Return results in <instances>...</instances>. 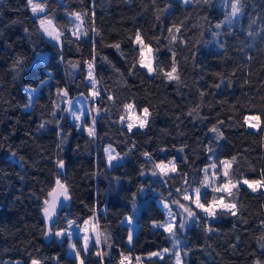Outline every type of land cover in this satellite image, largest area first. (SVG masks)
<instances>
[{"label":"trees","instance_id":"trees-1","mask_svg":"<svg viewBox=\"0 0 264 264\" xmlns=\"http://www.w3.org/2000/svg\"><path fill=\"white\" fill-rule=\"evenodd\" d=\"M232 1L37 0L33 3L45 11L33 16L27 0H0L1 263L31 264L35 258L41 264H77L66 254L67 237L46 234L43 201L59 178L71 198L58 207L53 232L66 226L67 217L79 226L91 219L102 234L101 244L92 242L87 255L80 240H73L85 264H119L120 253L131 264H138L137 258L139 264H173L176 249L169 234L151 225L164 219L158 201L172 209V200L183 201L176 189L189 187L185 179L207 193L206 202L223 197L236 203L237 215L217 210L211 220H192L178 233L183 264H264V188L254 193L239 187L231 196L212 191L226 182L219 164L212 186L203 185L206 166L233 157V183L264 179V0H239L237 19L229 16ZM74 13L87 33L79 39L71 33ZM40 19L52 20L62 49L42 34ZM137 31L153 49L151 75L139 67ZM40 53L43 61L37 60ZM173 62L178 80L164 75ZM89 63L99 92L94 138L67 119L61 102L66 97L59 94L88 95ZM42 80L48 83L42 86ZM26 87L38 88L28 110ZM127 103L137 112L149 108L144 129L129 133L122 125ZM247 115L261 118L257 131L247 130ZM213 127L223 136L217 139ZM105 145L122 157L110 169ZM145 152L152 161L146 162ZM173 158L176 173L150 174L154 163ZM59 160L65 162L62 169ZM128 216L137 226L130 246L122 222ZM154 252L165 254L150 257Z\"/></svg>","mask_w":264,"mask_h":264},{"label":"snow or ice","instance_id":"snow-or-ice-1","mask_svg":"<svg viewBox=\"0 0 264 264\" xmlns=\"http://www.w3.org/2000/svg\"><path fill=\"white\" fill-rule=\"evenodd\" d=\"M183 3L187 4L190 2V0H182ZM27 3L31 6V12L35 15L38 11L43 13L45 11L44 5L41 3H33V0H27ZM242 5L239 4V0H237L236 3H231V9H232V16H235L237 13H239L241 11ZM75 18L76 20H80V14L76 13L75 14ZM40 23V28L42 29L43 33L53 42H55V45L59 48H63V42L61 40V33L57 30V28L53 27V22L52 20H45V19H40L39 21ZM216 27H220L219 24L216 25ZM172 29H169V32H171ZM177 32H179V28L176 29ZM74 35H76V33H73ZM82 35H87L86 32L82 33ZM80 36L77 35V39H79ZM176 37L172 36V40H175ZM133 44L137 46V51L139 53V65L141 68H144L147 70L148 74H152L155 69L153 68V49L145 43L144 39L141 36V33L139 31H137L135 33V39L133 40ZM114 47H116L117 49L120 48L119 44L114 45ZM61 59L62 57V52H61ZM45 58L40 55L37 57V60L39 61H43ZM18 65H20L21 69L23 67L22 65V61H18L17 62ZM93 69H94V65L92 63L88 64V73H87V77L88 80L91 83V87L94 91H92V96H97L99 95L98 90L96 89V84L97 81L95 79L94 73H93ZM177 73V67L175 62H173L172 66H171V70L168 72H165L164 75L167 77L168 80H178L179 77L178 75H176ZM47 75L49 76V78L51 77L50 73H47ZM48 83L47 80H42L41 81V85H46ZM217 87H219V85H217ZM28 94H29V99L31 101L32 97V93L36 92L37 89L36 88H31L29 87L27 89ZM59 94H61L63 97H67L68 96V92L66 90H59ZM109 100H111V96L108 97ZM68 111H71L72 116L75 120L79 121L81 119V115H84V110L81 109H75L74 106L69 102L68 104ZM124 110L126 112V116L125 115H121L120 116V121L122 122V124L126 121V128L127 131L129 133L133 132V129H144L146 127V125L148 124V120H149V108L148 107H144L142 110V115H137L136 114V107L131 104V103H127L124 104ZM92 111V109H88V113L90 114ZM77 112H80L81 115H77ZM260 117L256 116V115H251V116H247L245 117V122L248 124V127L250 128H255V129H259L260 128ZM95 118H93L92 120V126L89 127L87 125H83V130L87 131L89 137H93L95 136ZM41 127H43V125H41ZM77 128H80L81 125H77ZM211 132L213 133H217V139H219L220 137L223 136V133L219 131L218 128L213 127L210 129ZM209 153H211L210 158H212V156L215 155L213 149L211 147L208 148ZM105 152L108 153V164L109 166H114L112 164L113 161H117L119 162L120 159H122V157H120L119 153H116L115 155L111 154L110 149L106 148ZM14 155V154H13ZM144 157L146 158V162H150L152 161V157L151 154L148 152L143 153ZM167 159V158H165ZM235 160V157L232 158V160H219L218 163L216 161H213V163L210 165V167L214 170H217L216 172H213V179H215L216 175L219 172V168H218V164L219 166H222V173H223V177L225 178L226 182L220 184L219 186L216 187H212V191L214 192H223V193H228L229 196L232 195V190L233 189H238L241 186H247L248 189H251L252 192H257L258 190L264 188V179H248V178H243L242 180H238L236 183H233L232 179H230V169L232 167V163ZM65 166V162L63 160H59L58 161V167L59 168H64ZM158 170V172H157ZM177 172V164L175 162V158H173L172 160H168L167 163H165L164 160H160L158 163H154L153 165V170L151 171V175L152 176H157L158 174L161 176H169L170 173H176ZM205 172V176H204V181H203V185L205 187H211V185L208 183L209 182V176H208V167L206 166L204 169ZM148 173L142 171L141 175H146ZM187 175V174H185ZM185 183L189 185L188 188H177L176 191L177 193L182 195V200L183 201H189L191 202V204H193L195 206V209H199L201 210L203 213L206 214L207 217L209 218H215L217 215V209H221L222 211H225L227 213H229L232 216H236L237 215V204L234 202H229L226 203L224 202V198L220 197L219 200L217 199H213L211 202H206V196L207 193H203L201 192V188L200 187H196V188H191V184L187 181V179H185ZM55 187L52 188L50 191H48L47 193V198L44 199L43 201V208H42V212H43V216L45 219V223L47 225V235H54L58 238H65L67 237L68 240L70 241V248L75 252V256L76 259L79 261V264H85L84 259L81 258L80 255V250L77 249L76 243H72L71 241L73 240V238L79 233V232H83L84 235L82 237V249L85 253V255L88 254L89 251V244H90V236L88 235L89 233V228L87 227V225H89L90 221L88 219H85L83 221V224L85 225V227L80 228L79 225L77 224V221L71 218H67L65 220V227H60L58 229H56L53 232V228H55V225L57 223V217H58V213H57V209L59 208H63L65 205V202H67L68 200H70V194H69V189L68 187L65 186L64 183L61 182V180L58 178L55 181ZM191 189V190H189ZM146 189L144 187L140 188V192H144ZM264 194V193H262ZM171 195V192H170ZM61 198H63L61 200ZM133 199H135V194L133 195ZM172 204H176L180 209H183V211L185 213H187V217L191 218L193 220H197L200 217L197 216V213L190 207V206H186L184 203L180 202V200H172L171 201ZM163 207L165 209L169 210V221L166 224H156L155 222L153 223V227H163L164 231L168 232V233H173L174 229L179 228L180 230H183L186 227L187 224V220H181V222L177 225L175 220L176 217L175 215H173L171 213V208H170V204L168 202H165L163 204ZM127 223L131 224L133 222V219L131 216H128L125 218ZM93 230L95 231V228L93 227ZM211 230V229H209ZM101 233L100 232H96V236H95V240H94V246H99L101 244ZM132 231L131 229L129 230V235H128V240L129 242L132 241ZM165 252H167L168 250L165 249ZM96 256L100 257L103 255V253L101 251H97L95 253ZM151 255L153 256H157L159 255V253H152ZM177 260L179 261V254H177ZM138 264H139V258H137ZM31 264H41V261L39 259H35L33 258L31 260ZM120 264H131V260L129 256H124L123 254L121 255V259H120ZM259 264V262H258Z\"/></svg>","mask_w":264,"mask_h":264},{"label":"rangeland","instance_id":"rangeland-1","mask_svg":"<svg viewBox=\"0 0 264 264\" xmlns=\"http://www.w3.org/2000/svg\"><path fill=\"white\" fill-rule=\"evenodd\" d=\"M182 4H185V3H183L182 2V0H179ZM237 1L236 0H234V1H232L231 3H236ZM29 8H30V12H31V6L29 5ZM229 10H228V12H229V16L231 17V19H237L238 18V16H239V14H240V12L239 13H237L235 16H232V9H231V4L229 5V8H228ZM31 14L33 15V16H38V15H40L41 14V12H37L35 15L31 12ZM71 19L73 20V24H72V27H71V33H72V35H73V37L74 38H77V35H79L80 37L81 36H83L82 35V33H84L85 31H84V28H83V25H82V20L80 19V20H76V18H75V13L74 14H72L71 15ZM39 26H40V24H39ZM40 30H41V32H42V34L45 36V38L49 41V42H51L52 44H55V42H53V41H51L44 33H43V31H42V29L40 28ZM73 33H76V35H74ZM40 55H42L43 57H45V55L44 54H42V53H40V54H38V56H40ZM37 56V57H38ZM139 67H140V65H139ZM141 68V67H140ZM142 70H144L145 72H146V74H148L147 73V70L146 69H144V68H141ZM87 73H88V65L86 66V82L88 83V85L90 86V90H89V92H88V95L87 96H83V95H78V96H75V97H73V98H63L62 100H61V102H62V105H63V111H64V114L66 115V117H67V119L71 122V123H73L75 126H77V125H81V127L79 128V129H81L87 136H89L88 135V133H87V131H85V130H83V125H87V126H89V127H91L92 126V120H93V118H95L96 119V116H97V110H96V108H95V105H94V102H95V99L98 97V95L97 96H92V91H94L93 89H92V87H91V83H90V81L88 80V77H87ZM148 75H151V74H148ZM29 87H26L25 89H24V93H25V95H26V99H27V102H26V106H25V109L26 110H28L29 109V107H30V105H31V103H32V101H33V99H34V97L37 95V93H38V88H36L37 89V91L36 92H34V93H32V99H31V101H30V99H29V94H28V91H27V89H28ZM95 90H98V88H97V85H96V89ZM69 102L74 106V108L75 109H83L84 110V115H81V113L80 112H77V115H81V119L79 120V121H77V120H75L74 118H73V116H72V113H71V111H68L67 110V108H68V104H69ZM88 109H92V111H91V113L89 114L88 113ZM143 110V109H142ZM142 110H140V112H137L136 111V114L137 115H142ZM127 114H125V116H126ZM247 116H251V115H247ZM247 116H245V117H247ZM244 123H245V126H246V128H247V130H250V131H253V132H255V131H257L258 129H255V128H250V127H248V124L245 122V118H244ZM122 125H124L125 126V129L127 130V128H126V121L122 124ZM94 127H95V125H94ZM134 130H142V129H133V131ZM91 138H94V136L93 137H91ZM106 148H108V149H110V151H111V154H113V155H115L116 154V152L114 151V149L111 147V146H109V145H105L104 147H103V153H104V157H105V163H106V167L108 168V169H110V168H112L113 166H109V164H108V160H107V157H108V153H106L105 152V149ZM121 157V156H120ZM122 162V159H120L119 160V162H117V161H113L112 162V164L115 166V165H117V164H120ZM167 163V162H166ZM157 172H158V170H157ZM213 172H214V169H212V168H209V170H208V176H209V184L212 186V184H213V182H214V179H213ZM171 174H173V173H170L169 175H171ZM158 177H160V178H163V177H165V176H161V175H157ZM56 185L54 184V186H53V188L55 187ZM205 187V186H204ZM241 187H243V188H245V189H247L249 192H252L251 191V189H248L247 188V186H241ZM205 188H209V187H205ZM263 189V188H262ZM262 189H260V190H258L257 192H260ZM202 191V190H201ZM225 194H227V193H225ZM217 200H219V199H217ZM68 202V201H67ZM66 202V203H67ZM165 202L164 201H158V205H159V207L161 208V210H162V212H163V214H164V219L162 220V221H160V222H155L156 224H166L168 221H169V210L168 209H165L164 207H163V204H164ZM182 203H184L186 206H190L196 213H197V216H201L202 218H206V219H213V218H209V217H207L206 216V214L205 213H203L201 210H199V209H195V206L193 205V204H191V202H189V201H182ZM44 206V205H43ZM174 209H172V207H170L171 208V213L173 214V215H175V217H176V220H175V222H176V224L178 225L180 222H181V220H187V224H186V227L183 229V230H180L179 228H176V229H174V232L173 233H168V232H166V231H164V229H163V227H159V228H157V227H153V224L151 225V228L153 229V230H156V229H159V230H161V231H163V232H165V233H167V234H169V237H170V239H171V241H172V245H173V247L176 249L174 252V259H173V264H183V261H182V256H181V254H180V238H179V236H178V233H180V234H183L184 233V231H185V229L187 228V227H189V225L191 224V222H192V220L193 219H191V218H188L187 217V213H185L184 211H183V209H180L176 204H174ZM217 210H221V209H217ZM89 221H90V223H89V225H87V227L89 228V233H88V235L90 236V244H89V250L91 249V246H92V242H94V240H95V236H96V232L93 230V223H92V220L91 219H88ZM124 224H126L127 225V227H128V235H129V230L131 229V231H132V236L134 237V234L136 233V229H137V226L132 222L131 224H129V223H127V221H126V219L124 218V220L122 221ZM80 228H83V227H85V225L82 223L80 226H79ZM83 235H84V233L83 232H79L74 238H73V240L75 239V238H78L79 240H80V244H81V248H82V244H83V241H82V237H83ZM128 235H127V239H126V244L127 245H130L131 244V242H129V240H128ZM47 236H50V235H47ZM54 236V235H53ZM56 239H61V238H58V237H56V236H54ZM73 240L71 241L72 243H73ZM132 240H133V238H132ZM69 244H70V241L68 240V244H67V247H66V254L68 255V256H71V257H75L76 258V256H75V252L70 248V246H69ZM83 250V249H82ZM83 253H84V251H83ZM85 254V253H84ZM165 254V252H161V253H159V255H157V256H153V255H151L150 257H155V258H158V259H160L163 255ZM177 254H179V261L177 260ZM77 260V259H76ZM0 264H21L20 263V261H10V260H6V261H4L3 263H1L0 262ZM77 264H79V261L77 260Z\"/></svg>","mask_w":264,"mask_h":264},{"label":"built area","instance_id":"built-area-1","mask_svg":"<svg viewBox=\"0 0 264 264\" xmlns=\"http://www.w3.org/2000/svg\"><path fill=\"white\" fill-rule=\"evenodd\" d=\"M121 255H122V253L119 254V264H120ZM124 256H126V255H124Z\"/></svg>","mask_w":264,"mask_h":264},{"label":"crops","instance_id":"crops-1","mask_svg":"<svg viewBox=\"0 0 264 264\" xmlns=\"http://www.w3.org/2000/svg\"><path fill=\"white\" fill-rule=\"evenodd\" d=\"M35 1H37V0H33V2H35ZM93 227H94V225H93ZM95 228V227H94ZM96 232V231H95ZM128 246H130V245H128Z\"/></svg>","mask_w":264,"mask_h":264},{"label":"water","instance_id":"water-1","mask_svg":"<svg viewBox=\"0 0 264 264\" xmlns=\"http://www.w3.org/2000/svg\"><path fill=\"white\" fill-rule=\"evenodd\" d=\"M63 198H61V200H62Z\"/></svg>","mask_w":264,"mask_h":264}]
</instances>
